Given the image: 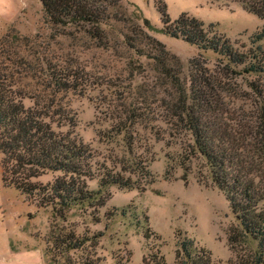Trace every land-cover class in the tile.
<instances>
[{
	"label": "rangeland",
	"instance_id": "obj_1",
	"mask_svg": "<svg viewBox=\"0 0 264 264\" xmlns=\"http://www.w3.org/2000/svg\"><path fill=\"white\" fill-rule=\"evenodd\" d=\"M161 3L171 20L186 13L206 26L212 24L238 51L256 49L264 54V36L256 40L264 33V20L233 2L122 0L121 10L128 17L147 19L158 29L162 28L157 11ZM134 21L141 24L139 19ZM12 30L23 37L36 36L40 45L44 42L38 49L48 57L57 51L62 54L69 44L61 37L50 39L51 30L38 0H0V39ZM125 31H130L129 27ZM147 33L180 65L182 82L192 72L197 75L192 80L200 78L199 83L212 89L214 105L255 121L249 116L264 106V79L250 78L262 91L259 99L248 87L249 75L236 78L211 50H200L160 32ZM73 46L72 53L85 65L82 83L87 86L60 94L64 125L59 130L72 132L91 148L95 178L87 181L88 189L98 188V178L105 169L129 179L134 186L107 187L102 193L104 204L97 209L73 208L56 214L50 208L38 207L33 196L3 182L0 164V264H45L52 227L57 234L70 232L88 238L80 250L70 252V262L60 259L54 264H77L86 258L94 264H183L186 260L181 239L191 244L189 250L193 249L190 251L196 264L203 252L209 256L206 264H248L256 241L238 236L228 202L210 183L202 160L196 156L183 158L190 140L171 115L167 94L161 93L154 101L144 91L160 78L155 61L143 55L141 46L137 47L139 51L121 47L118 53L86 50L77 42ZM141 94L148 98L142 108L151 107L131 127L129 138L118 133L113 124L120 116L130 117L128 109L137 108L136 96ZM24 102L27 106L32 103L29 99ZM140 166L147 174L139 170ZM57 175L47 173L32 182L46 184Z\"/></svg>",
	"mask_w": 264,
	"mask_h": 264
},
{
	"label": "trees",
	"instance_id": "obj_2",
	"mask_svg": "<svg viewBox=\"0 0 264 264\" xmlns=\"http://www.w3.org/2000/svg\"><path fill=\"white\" fill-rule=\"evenodd\" d=\"M38 1L44 22L51 30L50 39L56 41V37H61L69 44L62 54L57 51L48 57L38 49L44 42L40 45L36 36L27 38L12 30L0 39V164L3 182L33 196L38 207L50 208L52 212L57 211L56 214L73 208L85 211L101 207L105 201L102 193L107 187L132 188L134 183L130 184L129 179L105 169L98 178V188L88 189L87 181L95 178L91 148L72 132L59 130L64 121H61L62 106L58 100L61 93L80 91L81 87L87 86L82 83L85 65L70 49L76 42L86 50H113L117 53L121 47L135 51L141 46L143 55L155 61L160 75L156 83L144 89L147 97L149 95L155 101L161 93L167 94V104L171 101L169 111L190 140L188 149L182 152L183 158L196 156L202 160L210 183L228 202L237 222L238 236L257 243L248 264H264V106L249 116L255 120L253 123L241 113L217 107L212 89L199 83L200 78L192 80L197 75L191 72L182 82L180 65L173 62L163 44L147 31L180 38L203 51L211 50L224 69L236 78L249 75L248 87L256 91L259 99L262 91L250 78L264 79V54L256 49L238 51L230 40L215 31L212 24L206 26L186 13L171 20L164 3L157 6L162 23V28L157 29L145 18L128 17L121 10L122 0ZM226 1L236 3L264 20V0ZM138 19L141 24L134 23ZM118 24L122 27H117ZM125 27L130 31H125ZM263 36L264 33L257 35L256 40ZM147 97L137 95V108L128 109L130 117L122 119L120 116L114 121L118 133L130 138L131 127L151 107L142 108ZM25 99H29L31 105H25ZM139 170L147 174L145 167L140 166ZM47 173L58 175L46 184L32 182ZM197 177L201 178L200 173ZM54 229L52 227L48 234L45 264H54L60 259L70 262V252L80 250L88 238L70 232L57 234ZM179 243L186 260L183 264H196L190 251L193 249L189 250L191 244L185 239ZM201 254L204 256L197 257L200 258L198 264L210 261L208 255ZM77 264L94 262L86 258Z\"/></svg>",
	"mask_w": 264,
	"mask_h": 264
},
{
	"label": "crops",
	"instance_id": "obj_3",
	"mask_svg": "<svg viewBox=\"0 0 264 264\" xmlns=\"http://www.w3.org/2000/svg\"><path fill=\"white\" fill-rule=\"evenodd\" d=\"M11 7L17 11V7H15V5H11Z\"/></svg>",
	"mask_w": 264,
	"mask_h": 264
}]
</instances>
